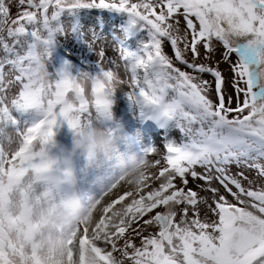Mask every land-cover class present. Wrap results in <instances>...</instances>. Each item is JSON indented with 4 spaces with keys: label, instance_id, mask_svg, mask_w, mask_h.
Listing matches in <instances>:
<instances>
[{
    "label": "snow or ice",
    "instance_id": "obj_1",
    "mask_svg": "<svg viewBox=\"0 0 264 264\" xmlns=\"http://www.w3.org/2000/svg\"><path fill=\"white\" fill-rule=\"evenodd\" d=\"M94 2L0 0V122L15 124L13 109L39 116L14 136L0 126V203L55 126L110 116L120 90L184 139L148 150L155 174L125 197L130 210L107 248L130 264H264V0H99L147 29L144 54L121 52L125 78L102 53L97 73H49L60 12Z\"/></svg>",
    "mask_w": 264,
    "mask_h": 264
},
{
    "label": "rangeland",
    "instance_id": "obj_2",
    "mask_svg": "<svg viewBox=\"0 0 264 264\" xmlns=\"http://www.w3.org/2000/svg\"><path fill=\"white\" fill-rule=\"evenodd\" d=\"M134 19L129 12L112 7L110 4H100L99 0L63 9L55 22L57 27L47 45L45 63L47 71L55 74L63 70L71 76H77L82 72L94 74L99 71L98 62L101 60L99 53H102L105 61L109 63L116 61L120 65V76L125 78L123 62L120 60L121 52L142 56L145 44L149 40L147 29L141 26L139 20L134 22ZM165 52L170 56L173 55L167 47ZM204 78L210 79L209 76ZM111 99L110 116H93L91 121L82 123L77 130L70 129L66 122L55 126L52 140L35 148L33 156L24 165V173L6 187L0 203V264H51L50 258L57 255L53 254L54 242L57 245L54 229L59 227L56 223L61 210L70 212V200H79V195L86 197V192L82 189L86 175L94 176L99 167L111 166V161L117 156L119 147L117 138H120L121 144L124 143L131 148L135 135L129 133V128L123 125L124 120L129 119L130 111L137 112V119L132 122L135 127L133 129L137 132L148 133L150 131L147 128L151 129L157 125L158 121L150 118L144 110L148 120L145 126L139 127L137 123L139 119H143L142 110L131 103L122 91L115 90ZM11 116L16 121L15 124L0 122V126L5 129L8 136H14L15 128L30 124L38 115L35 109L29 108L13 109ZM169 123L171 128L168 129L174 127L175 133L184 139L175 122L170 120ZM92 126L104 130L109 138V145L101 149L71 151L73 143L82 135V130ZM114 140L116 142L113 145ZM160 140L159 138L157 141ZM165 143L164 139L160 142V154L164 152ZM0 144L7 147V141L3 136H0ZM55 146L57 149L69 150L71 158L64 160L59 155V161L53 157L49 158L48 155L55 151ZM44 162L48 166L55 163V174L43 175L41 166ZM56 178L78 181L79 186L74 188L66 184L61 188L54 185ZM197 183L199 182L190 181L189 187L195 189ZM48 187L53 190L50 191ZM77 192L79 195H76ZM200 195L206 194L201 192ZM82 214L84 217L89 215L83 203ZM82 219L83 217H79L78 221ZM88 224H92V221L90 220ZM71 226L75 233L79 232L78 224L68 225ZM78 236L77 233L73 239L75 254L72 264H79L78 248H83L85 245V249L88 247L84 240L80 241L81 239L76 238ZM115 236L116 234L113 237ZM91 244L93 242H89V246ZM100 246L107 247L104 243ZM110 250L111 254L105 259L97 258L98 264H130L129 261L122 259L120 252Z\"/></svg>",
    "mask_w": 264,
    "mask_h": 264
},
{
    "label": "bare ground",
    "instance_id": "obj_3",
    "mask_svg": "<svg viewBox=\"0 0 264 264\" xmlns=\"http://www.w3.org/2000/svg\"><path fill=\"white\" fill-rule=\"evenodd\" d=\"M221 68L225 71L227 70L226 65H221ZM130 112L131 115L129 119L127 121L125 119V124L123 125L129 128V133L135 135L136 145L130 150L126 144H121L120 138H117L119 147L117 156L111 161V166L106 167L103 165L99 167L100 169H96V175H86L84 177L82 189L85 190L86 197L82 195L79 196V211L69 212L68 210H61L59 219L57 220L56 225L58 224L59 227L54 229L57 245H55L54 242L55 249H53V254L57 255L50 258L53 264L73 263L75 254L73 239L76 234L72 226L68 227L69 224H78L80 230L77 232L79 236L76 238L81 239L80 241L84 240V243L88 245L87 249H85L86 245L83 248H79V254H82V260L80 259L79 261L80 264H98V257L99 259H105L108 254H111L110 249L107 247L103 248L100 245L103 244L105 240L109 239L110 236L113 237L122 229L123 225L121 222L125 219L126 213L131 207V200H126L125 197L127 196L135 199V194L145 189L150 182L149 178L155 174V165L147 154L148 150H160V142L163 139L165 142L170 140L176 142L179 140L181 142L183 140L181 136L179 137L175 133L174 127L168 129L171 128V123H169L170 120L165 121L163 118L159 119L161 122V125L158 127L159 130L156 131L155 129L149 133L137 132L133 129L135 127H133L132 123L134 119H137V112L133 110ZM37 119H39V116H35L34 120ZM141 123L142 122L138 120L137 124L139 127ZM178 137L179 139H177ZM159 138L161 139L160 142L157 141ZM115 142L116 140L113 141V145ZM54 148L55 151L51 155H48L49 158L53 157L57 160L59 156L64 160H69V158H71V152L69 150L64 151L63 149H57L56 146ZM41 168L44 171L42 172L43 175H49L50 173L54 174L55 167L53 165L48 166L46 162H44ZM44 182L43 184H45ZM66 184H70L74 188L75 186H79L78 181L73 182L63 179L59 187L64 188ZM49 190L52 191L53 189L49 188ZM81 203L85 205L86 211H89V215L86 217L82 214ZM106 215L110 216L108 217ZM79 217H83V219L78 221ZM90 220L92 224H88ZM89 242H93V244L89 246ZM95 243L99 244L96 245ZM92 245L94 246L92 247Z\"/></svg>",
    "mask_w": 264,
    "mask_h": 264
},
{
    "label": "clouds",
    "instance_id": "obj_4",
    "mask_svg": "<svg viewBox=\"0 0 264 264\" xmlns=\"http://www.w3.org/2000/svg\"><path fill=\"white\" fill-rule=\"evenodd\" d=\"M114 86L118 87L119 84H114ZM109 143V138L105 134L104 130L96 126H92L82 130V135L73 143L71 151L75 152L76 150L101 149L107 147ZM69 209L71 212H78V200H70Z\"/></svg>",
    "mask_w": 264,
    "mask_h": 264
}]
</instances>
